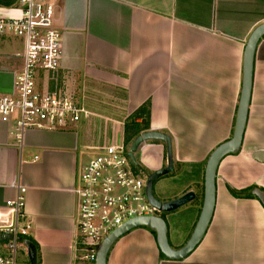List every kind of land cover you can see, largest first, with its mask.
<instances>
[{"label": "crops", "instance_id": "obj_1", "mask_svg": "<svg viewBox=\"0 0 264 264\" xmlns=\"http://www.w3.org/2000/svg\"><path fill=\"white\" fill-rule=\"evenodd\" d=\"M53 2L63 58L58 71L42 72L38 81L44 90L76 94L95 116L64 129L29 130L22 148L11 135L12 124L0 121V210L15 198L20 183L32 225L28 240L39 249L41 263L89 264L76 229L75 191L84 168L96 148L109 140L115 124L123 125L119 139L125 138L124 121L144 111L137 120L142 124L150 111V130L133 137L131 145L145 132L171 137L174 171L158 192L164 202L196 193L195 201L165 216L168 236L176 249L183 247L203 206L208 159L233 135L245 49L252 32L264 23V0ZM4 8L0 5V13ZM0 38L10 43L5 39L15 37ZM23 52L24 45L20 53L0 55V94L13 93ZM99 85L114 94L107 102L118 99L122 106L98 105L104 103L95 94ZM263 154L264 37L256 50L241 151L220 163L215 211L201 244L187 258L171 261L162 256L152 231L136 228L113 245L107 264H264V206L230 191H264ZM136 162L145 174L164 169L166 144L143 143Z\"/></svg>", "mask_w": 264, "mask_h": 264}, {"label": "built area", "instance_id": "obj_2", "mask_svg": "<svg viewBox=\"0 0 264 264\" xmlns=\"http://www.w3.org/2000/svg\"><path fill=\"white\" fill-rule=\"evenodd\" d=\"M0 13V36L23 41V67L15 76L11 94H0V121L12 124L11 135L20 148L26 133L33 129H64L95 116L76 94L58 89L44 90L42 72L55 73L63 58V34L54 25L53 0H17ZM117 125V124H115ZM119 128L87 163L75 194L78 200L77 233L84 249L83 260L96 264L103 240L125 223L158 216L147 196L148 176L129 157L130 146L119 139ZM16 196L0 210V236H10L7 254L0 264H20L19 252L32 225L27 221L24 188L16 185ZM82 250V249H81ZM30 264V262H26Z\"/></svg>", "mask_w": 264, "mask_h": 264}, {"label": "water", "instance_id": "obj_3", "mask_svg": "<svg viewBox=\"0 0 264 264\" xmlns=\"http://www.w3.org/2000/svg\"><path fill=\"white\" fill-rule=\"evenodd\" d=\"M263 37L264 23L259 25L252 32L248 40L244 56L243 86L233 135L230 140L218 146L208 159L205 170L203 206L195 229L187 243L179 249L172 248L169 242L168 224L164 218L160 216L138 218L125 223L103 240L97 253L96 264H107L108 255L113 245L130 231L141 227L150 228L156 233V240L160 252L171 261H179L187 258L201 244L211 224L215 211L217 198V173L220 163L225 157L239 154L241 151L251 104L256 50ZM153 141L164 142L166 144L167 166L148 176L147 196L151 205L157 208L160 214H168L195 201L196 193L188 192L178 199L169 202H162L155 197L154 188L156 182L162 177L172 174L174 171V152L171 137L161 132H145L130 146L129 157L134 164H137L136 153L140 146L145 142ZM259 156L262 157L259 158L260 162H264V154ZM252 195L264 206L263 190L259 188L254 189L252 190ZM11 239L10 236H0V242H6ZM24 243L27 247V256L30 264H38V250L36 245L28 239L25 240Z\"/></svg>", "mask_w": 264, "mask_h": 264}, {"label": "rangeland", "instance_id": "obj_4", "mask_svg": "<svg viewBox=\"0 0 264 264\" xmlns=\"http://www.w3.org/2000/svg\"><path fill=\"white\" fill-rule=\"evenodd\" d=\"M1 40H2V38H0V55H2L4 53L5 54L6 53H10V54L11 53L12 54H14V53H20V51H23V44H21V40L16 39V38L5 39L6 42H10V43H2ZM95 94H97L98 96H100L98 98L101 99L102 102H104V103H98V105H100L103 108L104 107H108L110 104L113 105V106L116 105V106H119V107H120V105L122 106V104H123L122 101L121 100H118V99H117L116 102H107V100L108 99H111L112 96H114V94L112 93L111 90H109V89H107L105 87H101L100 85L97 87ZM119 110H121V109H119ZM98 111H100V109ZM119 118H122V117L120 116ZM119 121H124V120H119ZM126 122H128V120H125L124 121V125L126 124ZM102 123H103L102 124L103 125V129H105L104 122L102 121ZM119 126H123V125L121 123H119V124L116 125L117 128H119ZM110 128H111V124H109L108 129H110ZM101 135H103V131L101 132ZM137 157H139V154H137ZM147 175H149V174H147ZM168 176L169 175H167L165 177H162L155 184L154 192H155V197L158 198V199H159L158 188H159V186L163 185L165 179L168 178ZM184 179L182 181H184ZM169 188H170V186H167L166 187V191H168ZM159 216L165 218L166 214L165 215L160 214ZM167 221H168V218H167ZM169 242H170V245L172 246V248L176 249L175 242L173 241V238L171 236L169 237ZM81 251H82L81 253L84 255L85 252H84V249L83 248H82ZM6 254H7V251L5 249V243L4 242H0V256H4ZM26 258L28 260L27 253L25 251L24 252L20 251L19 252V261H20V263L23 261V259H26Z\"/></svg>", "mask_w": 264, "mask_h": 264}, {"label": "trees", "instance_id": "obj_5", "mask_svg": "<svg viewBox=\"0 0 264 264\" xmlns=\"http://www.w3.org/2000/svg\"><path fill=\"white\" fill-rule=\"evenodd\" d=\"M16 1L17 0H0V5L8 7V6H12ZM143 112L144 111L136 112L135 114H133L128 119V122H126V124H125V142H126L127 146L131 145V141L134 139L133 137H135L136 135H139L142 131L150 130V111L147 112V116H146L145 119H143V123L142 124H139L137 122V120L141 119V116L143 115ZM230 191L236 197L237 196H244V197L257 199L256 197H254L253 195H251L249 193L250 190H246L244 192H237V191H235L233 189H230ZM162 215H165V214H162ZM162 218H164V217H162ZM147 229L152 231L150 228H147ZM152 233L156 236V233L154 231H152ZM37 250H38V264H42L41 263L40 253H39V249L37 248ZM162 256L165 257L163 254H162Z\"/></svg>", "mask_w": 264, "mask_h": 264}, {"label": "flooded vegetation", "instance_id": "obj_6", "mask_svg": "<svg viewBox=\"0 0 264 264\" xmlns=\"http://www.w3.org/2000/svg\"><path fill=\"white\" fill-rule=\"evenodd\" d=\"M158 199V198H157ZM158 200H160V201H162V202H164L163 200H162V198H160V196H159V199ZM160 214H158V216H159Z\"/></svg>", "mask_w": 264, "mask_h": 264}]
</instances>
